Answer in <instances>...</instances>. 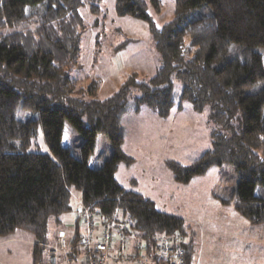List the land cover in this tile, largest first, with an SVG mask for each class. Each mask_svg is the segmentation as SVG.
I'll use <instances>...</instances> for the list:
<instances>
[{
	"label": "trees",
	"instance_id": "trees-1",
	"mask_svg": "<svg viewBox=\"0 0 264 264\" xmlns=\"http://www.w3.org/2000/svg\"><path fill=\"white\" fill-rule=\"evenodd\" d=\"M101 1L0 0V236L16 229L31 233L32 264H40L49 221L71 210L76 189L82 207L105 219L133 217L148 248L162 233H180L185 264H191L193 236L183 218L161 211L116 178L119 164L132 161L123 151L121 120L142 107L167 117L179 104L173 92L178 77V100L198 112L208 107L217 127L211 147L194 161H165L173 179L186 184L229 165L236 185L220 202L232 204L250 225L264 223V60L256 50L264 48V0H175L172 19L160 27L146 0H114L118 16L148 23L160 67L148 78L130 73L99 99L97 78L79 79L77 73L88 27L79 8L87 4L97 14ZM202 6L210 13L187 20ZM66 124L70 136L64 144ZM39 131L47 151L40 149ZM99 132L111 153L93 165Z\"/></svg>",
	"mask_w": 264,
	"mask_h": 264
},
{
	"label": "rangeland",
	"instance_id": "rangeland-1",
	"mask_svg": "<svg viewBox=\"0 0 264 264\" xmlns=\"http://www.w3.org/2000/svg\"><path fill=\"white\" fill-rule=\"evenodd\" d=\"M146 2V11L151 16L154 24L157 27H160L162 24L172 19L174 14L175 0H157L158 7L155 6L156 2L153 0H146ZM100 5L102 11L97 14L90 12L87 4H84L79 8V12L83 18V21L88 27L83 32L81 38L82 66L79 73L77 74H81L79 79L85 78V76H88V78L91 77V79L96 77L98 89L96 91L95 97L103 99L115 92L118 88V85L127 77V75L132 72H135L140 78H148L152 76L160 67V61L159 54L155 49L154 40L146 21L130 16H118L115 12L114 0H102ZM209 13V8L207 6H202L191 11L187 15V20H192ZM256 50L262 54L264 60V48L257 47ZM84 81L88 80L85 79ZM181 87L182 81L178 77L173 76L174 97L176 102L179 104L175 105L170 110V113L167 117L163 118L159 116L162 120L164 119L166 121H162L159 123L160 125L150 121L145 122L142 124L143 127L139 128L140 135L142 134V136H140L141 138H139L137 141L136 147L142 149V152H140L138 156L147 155V150L145 147L152 146L157 149V151L154 153L155 158L158 155L160 157H165L162 160L164 161V165L166 160H175L187 164L194 161L204 151L211 147V132L216 129L217 125L213 122L210 116V110L208 107H206L203 111L198 112L193 109L190 102H180L178 99L181 92ZM138 112H127L123 115L121 121L124 126L125 134L127 127L124 123V117L126 114H135ZM174 113L178 114L173 119L172 116ZM69 136L70 126L66 124L62 139L64 144L68 142ZM37 141L40 145V149L42 151H47V146L40 131ZM110 153L111 149L109 140L105 134L99 132L96 135L95 150L90 160L91 164H98L99 161L96 160V158L101 157L100 160H102L109 157ZM130 157L132 158V161L128 164H119L117 168L118 172H116L119 177H121V179L125 178L124 181L126 182H128L130 178L128 175H124L123 168L124 165L129 166L133 164L134 158L132 156ZM148 157L151 161L154 160L151 154H149ZM164 167L168 170L166 165ZM220 168H222V170H220L218 167H213L211 169L212 173H209L210 176H208V181H212L210 183L213 184V179H216L215 187L213 185L211 190L206 189L209 187V182L208 185H203L202 183L200 186L192 185L193 183L183 186L179 185L181 183H178V187H172L171 189L172 191L179 193L178 198L183 197V194L179 192V190H181L183 193H185L184 195L186 198L191 200V204L194 209H201L205 211V203L206 201H209V199H215L213 195L217 199H219L220 196L226 197L230 194L231 188L236 185V177L233 176L232 167L229 165H224ZM135 173L137 174L136 178H139V171L135 169ZM212 192L213 195L212 198H210ZM80 195L81 194L78 190L71 189L70 201L73 207H75L77 198L79 199ZM219 216L220 214L211 216L214 217L213 221L215 220V224H218V220L222 219ZM121 217L125 216L121 215ZM243 220L245 222L247 221L245 218H243ZM81 222L82 220L80 221V227L82 228L81 233H83L84 230ZM99 226L100 225L94 226L93 232H98V230L101 229ZM250 226H252L251 228H254L258 225ZM134 229L136 233L134 236H132L130 233V235H124V238H120V241H116L117 245H119L114 247L112 251L114 252V255L119 254L120 258L115 260L114 264H136L133 262V260L131 261L128 259L129 255L137 254L139 255L138 258L141 261H143L142 255H149L148 249L142 251L141 249L133 250L131 248V242L137 243L142 239L139 230L135 228V226ZM59 233L60 232L57 230L55 222L50 220L47 239H54L58 237ZM77 237L78 236L73 238L72 242L68 246L73 248ZM142 242L145 244L143 240ZM43 245L47 254V264H49V248L52 245L47 244L46 242L43 243ZM117 249L120 251H117ZM2 250H4L3 253ZM2 250H0L1 256H5L7 254L5 251H9L5 249ZM73 250L75 249H72V251ZM61 254L68 255L61 250L58 252L56 251L54 254L55 261L51 264H60L58 258ZM78 260L81 261V258H78ZM40 264H46V256L45 260H43V262L41 261Z\"/></svg>",
	"mask_w": 264,
	"mask_h": 264
},
{
	"label": "crops",
	"instance_id": "crops-1",
	"mask_svg": "<svg viewBox=\"0 0 264 264\" xmlns=\"http://www.w3.org/2000/svg\"><path fill=\"white\" fill-rule=\"evenodd\" d=\"M177 114L174 113L172 118L174 119ZM149 121L159 124L166 120H162L146 107H143L138 113L126 114L124 117L127 130L122 147L126 154L134 158V162L129 166L124 165L123 168L124 175H128L130 178L128 182L124 181L125 178L121 179L116 173V178L121 185L126 189L136 190L149 197L161 211L183 218L193 236L194 251L191 264H264L263 223L251 228L252 226L243 220L232 204L221 203L213 195V192L210 198L213 195L215 199L206 201L205 211L194 209L191 200L184 195L185 193L179 190L183 197L178 198L179 193L172 191V187H178V182L173 179L170 171L164 167V161L162 160L165 157L158 155L155 158L154 153L157 149L152 146L145 147L147 155L138 156L142 152V149L136 147L137 141L142 136L139 128H142V124ZM149 154L153 157V161L149 159ZM218 168L222 170V168ZM135 169L140 173L139 178H136ZM211 169L204 175L194 177L188 183L179 185L184 186L193 183L192 185L200 186L202 183L208 185L209 182V187L206 189L211 190L216 183V179H213V184L210 183L212 181H208L209 173H212ZM81 208V197H79L75 207L71 204V210L61 215L59 221L52 220L60 233L54 239H47V244H55L60 238H64L70 244L73 238L81 234ZM213 214H220L219 217L222 219L218 220V224H215V220L213 221L214 217H211L214 216ZM82 226L85 231L84 224ZM33 244L34 236L23 229H16L7 236H0V250H9L5 251L7 252L5 256L0 255V264H32ZM71 253L73 254L59 255V263L84 264L85 252L83 249L76 248ZM78 258H81V261Z\"/></svg>",
	"mask_w": 264,
	"mask_h": 264
},
{
	"label": "built area",
	"instance_id": "built-area-1",
	"mask_svg": "<svg viewBox=\"0 0 264 264\" xmlns=\"http://www.w3.org/2000/svg\"><path fill=\"white\" fill-rule=\"evenodd\" d=\"M82 224H84L85 231L78 235L74 247L83 249L85 252L84 264H114L115 260L120 258L119 254L114 255L112 249L117 247L116 241L124 238L125 235L134 236L135 220L133 217H121L118 213L112 219L103 218L96 210H90L86 207L80 209ZM100 225L98 232H93L94 226ZM137 237V236H136ZM184 237L178 233L160 234L156 239V244L153 248H148L146 244L141 241L137 243L131 242V248L141 249L142 251L148 249L149 255H142L141 261L137 254L129 255V260H133L136 264H185V253L182 243ZM49 264L54 262V254L56 251H63L66 254L71 253L72 249L69 243L60 238L58 243L50 244ZM124 247V246H123ZM125 249V248H124ZM117 251H120L117 249ZM114 255V256H113ZM122 256V254H121Z\"/></svg>",
	"mask_w": 264,
	"mask_h": 264
},
{
	"label": "bare ground",
	"instance_id": "bare-ground-1",
	"mask_svg": "<svg viewBox=\"0 0 264 264\" xmlns=\"http://www.w3.org/2000/svg\"><path fill=\"white\" fill-rule=\"evenodd\" d=\"M148 247V246H147Z\"/></svg>",
	"mask_w": 264,
	"mask_h": 264
}]
</instances>
